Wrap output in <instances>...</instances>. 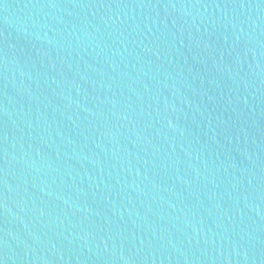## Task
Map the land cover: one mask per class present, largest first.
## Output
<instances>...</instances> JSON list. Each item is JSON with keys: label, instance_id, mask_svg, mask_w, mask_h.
Masks as SVG:
<instances>
[{"label": "water", "instance_id": "water-1", "mask_svg": "<svg viewBox=\"0 0 264 264\" xmlns=\"http://www.w3.org/2000/svg\"><path fill=\"white\" fill-rule=\"evenodd\" d=\"M0 264H264V0H0Z\"/></svg>", "mask_w": 264, "mask_h": 264}]
</instances>
